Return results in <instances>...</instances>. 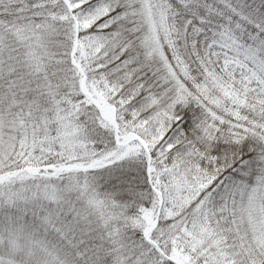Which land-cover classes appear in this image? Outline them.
<instances>
[{"label": "snow or ice", "instance_id": "1", "mask_svg": "<svg viewBox=\"0 0 264 264\" xmlns=\"http://www.w3.org/2000/svg\"><path fill=\"white\" fill-rule=\"evenodd\" d=\"M0 264H264V0H0Z\"/></svg>", "mask_w": 264, "mask_h": 264}]
</instances>
